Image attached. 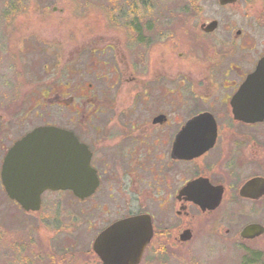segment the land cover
<instances>
[{
  "label": "flooded vegetation",
  "instance_id": "af4514ba",
  "mask_svg": "<svg viewBox=\"0 0 264 264\" xmlns=\"http://www.w3.org/2000/svg\"><path fill=\"white\" fill-rule=\"evenodd\" d=\"M43 1L40 22L49 13L61 21L62 9ZM246 1L242 28L228 16L204 19L184 30L182 45L158 28L149 3L137 14L106 16L101 30L52 35L44 26L14 47L31 69L20 104L8 109L0 94V191L8 197V153L38 128L71 134L93 171L84 198L78 187L47 190L37 212L11 201L34 215L49 197H67L78 224L87 222L89 250L49 255V264H104L97 238L137 219L129 242L148 239L138 264L178 261L193 243L218 239L250 245L247 264H264V0ZM20 5L11 8L17 16ZM127 16L134 18L126 25ZM242 112L252 119L236 118ZM250 226L259 231L243 239ZM127 237L110 233L118 243Z\"/></svg>",
  "mask_w": 264,
  "mask_h": 264
},
{
  "label": "rangeland",
  "instance_id": "374dc122",
  "mask_svg": "<svg viewBox=\"0 0 264 264\" xmlns=\"http://www.w3.org/2000/svg\"><path fill=\"white\" fill-rule=\"evenodd\" d=\"M38 2L41 3L40 0H0V94L8 109L20 104L16 94L28 87L27 81H22L28 79L27 71L31 69L28 61L18 60L19 53L14 47L21 44L25 35L38 32L44 26L48 28L46 33L52 35L61 33L58 28L77 27L82 33L97 31L104 28L106 16L137 14L142 12V6L147 7L150 3L153 5L150 14L159 20L158 28H168L182 45L186 38L184 30L190 25L198 27L204 19L219 20L228 16L235 29H239L250 13L246 0H239L237 5L226 10L220 8L218 0H44L49 7L62 9L64 15L59 18L64 24L61 26L57 15L51 13L40 22L36 13ZM18 5L21 14L17 16L11 8ZM132 18L127 16V21H123L126 25L131 24ZM68 199L49 197L45 210L32 215L25 214L0 191V264H49V255L57 259L62 254L87 252L93 239L92 231L87 230V222L82 220L78 224L77 210ZM223 231L218 228V234ZM249 247L219 239L218 242H195L184 251L180 260L165 264H247Z\"/></svg>",
  "mask_w": 264,
  "mask_h": 264
},
{
  "label": "water",
  "instance_id": "95a60500",
  "mask_svg": "<svg viewBox=\"0 0 264 264\" xmlns=\"http://www.w3.org/2000/svg\"><path fill=\"white\" fill-rule=\"evenodd\" d=\"M237 0H219L220 5L236 3ZM216 28V22L212 28ZM246 89V87L244 88ZM236 118L252 119L245 112L236 113ZM254 119H259L254 118ZM58 153L59 155H57ZM92 173L86 148L78 143L71 134L53 128H38L28 134L8 153L2 170V181L8 197L17 202L26 212H37L41 206V195L47 190H66L78 187V196H88ZM75 185V186H74ZM89 186V187H88ZM93 191V190H92ZM140 220H126L117 223L102 233L96 240L101 246L97 252L104 264H138L148 239L143 243L129 242L131 226ZM259 231L250 226L241 234L243 239L252 238ZM126 234L124 243L110 239V233ZM122 232V233H121ZM118 239H121L118 237ZM147 239V240H146Z\"/></svg>",
  "mask_w": 264,
  "mask_h": 264
}]
</instances>
